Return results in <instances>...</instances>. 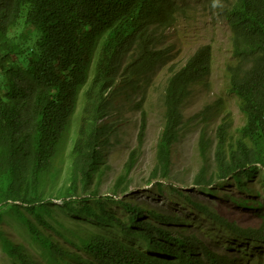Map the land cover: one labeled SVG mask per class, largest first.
Wrapping results in <instances>:
<instances>
[{
    "label": "trees",
    "instance_id": "trees-1",
    "mask_svg": "<svg viewBox=\"0 0 264 264\" xmlns=\"http://www.w3.org/2000/svg\"><path fill=\"white\" fill-rule=\"evenodd\" d=\"M180 8L179 0H0V224L7 208L5 214L27 226L35 248L51 263L245 264L184 229L180 215L131 199V174L146 142L143 101L158 70L170 62L161 45L166 32L178 24ZM224 18L235 58L228 66L231 90L240 98L247 121L237 135L231 112H226L213 137L205 120L198 137L203 165L194 182L214 193L235 185L253 195L256 182L264 189V0H234ZM213 54L211 44L197 48L165 88L163 128L148 192L172 200L175 193L232 237L264 246V221L256 228L242 227L170 183L184 108L195 86L212 75ZM123 94L140 95L137 145L113 196L102 198L97 179L103 177L106 143L115 133L104 120ZM82 95L84 115L68 155L66 142ZM65 166L67 181L56 190ZM54 199L70 214L99 227L118 228L125 237L144 242L145 248L90 228L83 230L79 242L73 241L63 226H48L54 212L47 201ZM113 206L126 211L127 221ZM27 213L35 215L37 223ZM0 235L7 253L21 264H44L3 229Z\"/></svg>",
    "mask_w": 264,
    "mask_h": 264
},
{
    "label": "rangeland",
    "instance_id": "rangeland-1",
    "mask_svg": "<svg viewBox=\"0 0 264 264\" xmlns=\"http://www.w3.org/2000/svg\"><path fill=\"white\" fill-rule=\"evenodd\" d=\"M234 0H179L178 24L166 32L161 47L170 55V62L161 67L154 76L143 101V108L148 113L146 142L136 168L131 174V199L141 204H147L160 212L178 214L189 232L198 233L214 251L238 256L245 264H264V246L244 242L232 237L225 229L215 225L202 213L192 209L190 205L175 193L161 196L156 192H148L153 188L149 178L156 164L157 142L163 128L164 105L163 95L171 77L186 65L191 55L204 44L213 47L214 67L212 75L205 83H198L194 93L187 101L179 142L175 146L173 178L170 183L188 194L203 200L221 213L227 219L242 227L256 228L264 221V189L260 182L253 184L255 193L249 195L238 191L235 185L221 188L217 193L210 189H200L194 180L202 168L203 159L198 149V137L205 120L210 124V130L215 137L216 129L226 112H231L237 135L246 124V116L241 110L240 98L231 90L228 66L235 62L232 54L231 30L225 20V11ZM214 3L216 6L214 7ZM135 97L127 94L119 95L113 102L109 117L104 122L115 127V133L106 143V163L103 167V177L99 176L97 185L100 187L102 198L113 196L115 185L125 171L130 152L137 145V133L140 128V110ZM86 98L80 97V103L72 119L71 133L66 142L67 154L73 149L74 135L84 115ZM202 114H204L202 116ZM64 178L59 181L56 190L61 189L68 176V166L64 167ZM143 192V193H142ZM54 198V197H51ZM52 202L54 219H49V225L56 229L64 227L66 234L75 242L85 236L86 228L97 230L120 240L145 248V243L125 237L123 232L96 226L98 223L84 217L70 214L58 199ZM3 208L4 220L0 224L3 233L9 236L16 245H23L44 264L51 263L46 259L45 252L35 248V242L27 231V226L18 222L11 215H6ZM112 211L127 221L128 216L120 206H113ZM32 223H37L35 215L27 213ZM39 226L48 234H54L50 227ZM62 243H67L74 251L81 252L75 245L56 236ZM81 254L86 257L84 252ZM0 264H21L20 260L7 253L0 235Z\"/></svg>",
    "mask_w": 264,
    "mask_h": 264
},
{
    "label": "clouds",
    "instance_id": "clouds-1",
    "mask_svg": "<svg viewBox=\"0 0 264 264\" xmlns=\"http://www.w3.org/2000/svg\"><path fill=\"white\" fill-rule=\"evenodd\" d=\"M214 7L216 6V4L214 3V5H213Z\"/></svg>",
    "mask_w": 264,
    "mask_h": 264
}]
</instances>
